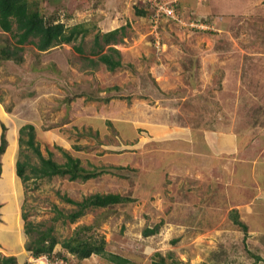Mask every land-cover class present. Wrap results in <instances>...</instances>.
Listing matches in <instances>:
<instances>
[{
	"label": "rangeland",
	"instance_id": "rangeland-1",
	"mask_svg": "<svg viewBox=\"0 0 264 264\" xmlns=\"http://www.w3.org/2000/svg\"><path fill=\"white\" fill-rule=\"evenodd\" d=\"M37 2L45 20L85 32L43 52L30 42L19 45L20 61L0 58V135L4 125L7 140L1 156L0 257L14 256L18 264L83 263L60 244L54 253L64 252L65 259L32 257L25 250V222L53 226L59 242L78 227L92 226L84 235L102 237L107 252L130 264H253L255 256L264 257V235H249L255 228L245 235L232 221L233 212L241 218L239 210L246 208L239 202L232 210L227 200L232 177L220 186L215 203L209 194L217 190L193 174V162L179 153L170 132L183 126L198 135L230 136L241 141L240 159L251 165L264 160V0ZM154 2L173 4L174 19L161 14L153 22ZM119 27L124 35L112 46L122 66L112 72L102 64L92 68L95 34ZM7 46H17L16 39L4 32L0 50ZM156 123L167 124L169 139L138 127ZM28 124L44 157L51 153L61 164L66 152L86 169H124L86 182L58 176L22 182L17 158L26 154L38 161L18 143L19 129ZM110 193L131 201L88 209L75 223L52 221L55 208L65 214L75 209L61 196L81 201ZM147 230L154 233L145 235ZM90 257L91 264H112Z\"/></svg>",
	"mask_w": 264,
	"mask_h": 264
},
{
	"label": "trees",
	"instance_id": "trees-1",
	"mask_svg": "<svg viewBox=\"0 0 264 264\" xmlns=\"http://www.w3.org/2000/svg\"><path fill=\"white\" fill-rule=\"evenodd\" d=\"M151 2V1H150ZM172 7L173 4H170ZM175 9V8H174ZM137 16H145L146 13L136 10ZM13 25L15 27L13 28ZM0 28L3 32L9 33L16 44L14 48L5 47L0 50V58L4 60L16 59L17 53L22 51L21 46L26 42L32 43L39 52L46 51L57 44H68L77 39L79 34L85 32L82 26H73L66 29L65 25L56 20H45L41 15L39 3L37 0H0ZM124 27H119L106 33H96L92 46L91 55L96 56L97 59H91L90 64L92 68H96L99 64L104 65L106 70L112 72L122 66L120 60V53L112 46L118 41V36L124 35ZM106 48V50H105ZM78 53H82L80 47L76 48ZM110 125L111 123L108 122ZM2 133L0 135V175L2 172L1 156L5 153L7 147V140L4 125H1ZM27 135V139L23 135ZM19 145H27L34 153L37 162H31V159L26 154L22 158H17L15 162L16 176L22 181L27 182L30 179H50L55 176L67 177L70 181L80 180L86 182L95 179L103 174H111L112 170H123V167H96L86 169L81 166L80 160L74 158L68 153L64 152L65 162L57 163L52 159V154L44 157L39 147L34 143L33 126L28 124L19 129L18 137ZM63 201L75 206V209L69 213H63L55 208L56 214L52 218L53 222L59 220L69 221L75 223L78 218L82 217L88 209L107 208L110 206L130 202L131 199L120 194H92L84 197L81 201L72 200L66 196H61ZM25 219V216L23 217ZM232 221L239 226L243 233L247 234V226L240 220L238 214L233 212ZM38 225L35 226L31 222H25L24 232L29 237L25 244V250L34 258L45 256L48 258L65 259L64 252H55L54 248L60 244L61 249L65 250L70 255L76 257L77 260H84L91 255H97L112 264H130L125 258L109 253L105 250L104 239L96 236L84 235L86 232H91L92 226L78 227L72 236L59 242L54 236L53 226L41 229ZM145 235L153 234L154 230H147ZM264 260L259 257H254V263ZM164 260L156 262V264H163ZM0 264H18L14 256H1ZM26 264V263H25Z\"/></svg>",
	"mask_w": 264,
	"mask_h": 264
},
{
	"label": "crops",
	"instance_id": "crops-1",
	"mask_svg": "<svg viewBox=\"0 0 264 264\" xmlns=\"http://www.w3.org/2000/svg\"><path fill=\"white\" fill-rule=\"evenodd\" d=\"M1 33L4 32L0 28ZM158 124H143L138 127L150 135L163 132L164 138H166L169 132L167 124ZM179 129L172 128V131L170 129V132H175L174 139L177 140V150L193 162L191 164L194 169L193 174L200 173L202 183H205L206 187L209 186L211 190L213 188L217 190L215 192L210 191L209 196H214L216 198L215 203H220L219 197L221 196L218 190L221 189L220 186L224 187L225 180L232 177L234 185L230 191V196L227 198L228 202L235 206L232 210L237 211L239 209L237 207H240L239 202H241L246 207L243 211L239 210L241 213L244 212L240 215L241 221L249 230L255 228L248 232L249 235L252 237L253 235H264V160H259V158L257 161H251L253 163L251 165L249 160L240 159L241 141L237 139L231 141L230 136L216 134V136H209V138L206 133L198 135L199 132L192 128L181 126ZM156 138L159 139L158 136ZM2 169L4 172V166ZM183 171L184 174L189 173L188 170ZM225 172H227L226 177ZM20 253L21 250H17L16 254ZM259 257L264 260V257ZM82 264H91V257L84 259ZM253 264L258 263L253 261Z\"/></svg>",
	"mask_w": 264,
	"mask_h": 264
},
{
	"label": "built area",
	"instance_id": "built-area-1",
	"mask_svg": "<svg viewBox=\"0 0 264 264\" xmlns=\"http://www.w3.org/2000/svg\"><path fill=\"white\" fill-rule=\"evenodd\" d=\"M155 4V14L154 16H152L153 18V22H157L158 21V18L161 14H163L164 16L168 17V18H172L174 19L173 15H175V9L174 7H172L171 5L168 7L167 3H158V2H154ZM40 258H46L45 256H41V257H38V259ZM47 259V258H46Z\"/></svg>",
	"mask_w": 264,
	"mask_h": 264
}]
</instances>
